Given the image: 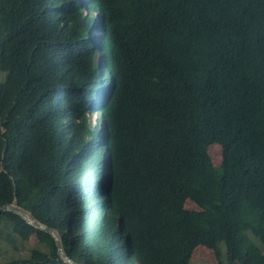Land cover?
<instances>
[{
  "label": "trees",
  "instance_id": "1",
  "mask_svg": "<svg viewBox=\"0 0 264 264\" xmlns=\"http://www.w3.org/2000/svg\"><path fill=\"white\" fill-rule=\"evenodd\" d=\"M0 73V206L72 261L264 264V0H0Z\"/></svg>",
  "mask_w": 264,
  "mask_h": 264
},
{
  "label": "rangeland",
  "instance_id": "2",
  "mask_svg": "<svg viewBox=\"0 0 264 264\" xmlns=\"http://www.w3.org/2000/svg\"><path fill=\"white\" fill-rule=\"evenodd\" d=\"M92 13H94L93 10H90ZM95 31H92V35H94ZM97 63L99 64L101 62V56L96 57ZM5 74L0 73V83L3 82ZM97 116H92L93 123L96 122ZM98 129H100L98 127ZM209 157L211 162L214 166H218L221 158H220V150L217 145H212L209 147ZM186 208L187 209H194V205L190 202H186ZM34 247V243L32 242H19L16 244V246L7 245L5 243L0 242V264H5L9 261H17L19 259H25L29 257V253L31 249ZM220 253L222 256H224V248L221 245L220 247ZM217 257H215V254L212 250L207 249L205 247H197L191 256L190 264H217ZM226 264V262L224 263Z\"/></svg>",
  "mask_w": 264,
  "mask_h": 264
},
{
  "label": "water",
  "instance_id": "3",
  "mask_svg": "<svg viewBox=\"0 0 264 264\" xmlns=\"http://www.w3.org/2000/svg\"><path fill=\"white\" fill-rule=\"evenodd\" d=\"M2 212L13 213L14 215H17L18 217H20L26 224L32 226L33 228L37 230H40L42 232L49 234L56 245L57 254L59 258L67 264H77L74 261H72L70 258H68L66 254L64 253L61 242H60L59 235L54 229L49 228L44 224H41L29 212L16 206L14 203L0 206V213Z\"/></svg>",
  "mask_w": 264,
  "mask_h": 264
},
{
  "label": "clouds",
  "instance_id": "4",
  "mask_svg": "<svg viewBox=\"0 0 264 264\" xmlns=\"http://www.w3.org/2000/svg\"><path fill=\"white\" fill-rule=\"evenodd\" d=\"M85 1H88V0H85ZM95 14V13H94ZM96 21H97V19H96ZM95 21V22H96ZM97 26H95V28H96ZM95 33H94V35H92L93 37H94V39H95V41H94V43L96 42V44L94 45V47H96V50H97V48H98V44H97V40H98V37H99V31H98V29L96 28L95 30ZM102 60V59H101ZM96 63H97V61H96ZM98 64V63H97ZM100 64V63H99Z\"/></svg>",
  "mask_w": 264,
  "mask_h": 264
},
{
  "label": "bare ground",
  "instance_id": "5",
  "mask_svg": "<svg viewBox=\"0 0 264 264\" xmlns=\"http://www.w3.org/2000/svg\"><path fill=\"white\" fill-rule=\"evenodd\" d=\"M98 19V18H97Z\"/></svg>",
  "mask_w": 264,
  "mask_h": 264
}]
</instances>
